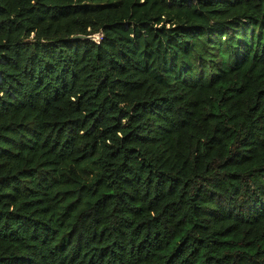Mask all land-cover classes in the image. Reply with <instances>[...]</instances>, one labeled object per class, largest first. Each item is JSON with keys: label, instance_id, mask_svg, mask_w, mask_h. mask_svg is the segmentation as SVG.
I'll list each match as a JSON object with an SVG mask.
<instances>
[{"label": "trees", "instance_id": "trees-1", "mask_svg": "<svg viewBox=\"0 0 264 264\" xmlns=\"http://www.w3.org/2000/svg\"><path fill=\"white\" fill-rule=\"evenodd\" d=\"M0 264H264V0H0Z\"/></svg>", "mask_w": 264, "mask_h": 264}, {"label": "water", "instance_id": "water-1", "mask_svg": "<svg viewBox=\"0 0 264 264\" xmlns=\"http://www.w3.org/2000/svg\"><path fill=\"white\" fill-rule=\"evenodd\" d=\"M77 38H81V37H74L73 39H77Z\"/></svg>", "mask_w": 264, "mask_h": 264}, {"label": "rangeland", "instance_id": "rangeland-1", "mask_svg": "<svg viewBox=\"0 0 264 264\" xmlns=\"http://www.w3.org/2000/svg\"><path fill=\"white\" fill-rule=\"evenodd\" d=\"M95 40H98V39H96V37L94 38Z\"/></svg>", "mask_w": 264, "mask_h": 264}]
</instances>
